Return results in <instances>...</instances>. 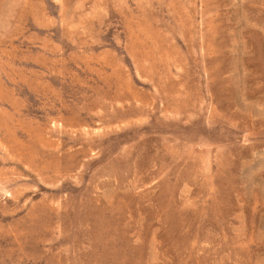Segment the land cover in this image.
I'll use <instances>...</instances> for the list:
<instances>
[{"label": "rangeland", "instance_id": "374dc122", "mask_svg": "<svg viewBox=\"0 0 264 264\" xmlns=\"http://www.w3.org/2000/svg\"><path fill=\"white\" fill-rule=\"evenodd\" d=\"M0 264H264V0H0Z\"/></svg>", "mask_w": 264, "mask_h": 264}]
</instances>
